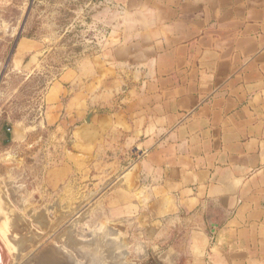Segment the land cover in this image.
Returning <instances> with one entry per match:
<instances>
[{
	"label": "crops",
	"instance_id": "0c3cea01",
	"mask_svg": "<svg viewBox=\"0 0 264 264\" xmlns=\"http://www.w3.org/2000/svg\"><path fill=\"white\" fill-rule=\"evenodd\" d=\"M95 20L47 92L66 139L48 188L91 186L139 260L264 264V0H109Z\"/></svg>",
	"mask_w": 264,
	"mask_h": 264
},
{
	"label": "rangeland",
	"instance_id": "374dc122",
	"mask_svg": "<svg viewBox=\"0 0 264 264\" xmlns=\"http://www.w3.org/2000/svg\"><path fill=\"white\" fill-rule=\"evenodd\" d=\"M108 3L0 0V186L4 188L0 191L5 195L0 193V204L8 213L18 214L9 216L6 211L5 221L0 212V223L6 227L2 226L5 232L1 231L0 236L11 239L19 252L16 259L28 248L40 250L53 244L72 264H157L143 246H138L136 252L147 255L146 259L136 257L123 225L115 222L109 212L101 211L91 186L88 192L78 183L53 190L46 181L48 170L57 168L53 166L62 160L66 143L60 135L53 136L54 128L45 125L48 89L66 64H74L84 52H93L99 46L109 29L99 25L95 17ZM20 39L40 42L42 49L20 58ZM40 51L44 54L38 64L23 70L28 58ZM8 124L21 132L20 139L10 140ZM3 256L6 258L0 249Z\"/></svg>",
	"mask_w": 264,
	"mask_h": 264
},
{
	"label": "water",
	"instance_id": "95a60500",
	"mask_svg": "<svg viewBox=\"0 0 264 264\" xmlns=\"http://www.w3.org/2000/svg\"><path fill=\"white\" fill-rule=\"evenodd\" d=\"M43 54L44 52L40 51L30 56L24 63L23 70L27 71L36 66ZM92 117L93 113H90L86 120L88 124L91 123ZM6 129L10 135L11 141H15L21 138V132L15 126L8 124ZM7 205L10 207L9 204ZM51 218L53 217L51 216ZM2 226V223H0V234L2 231ZM47 248H49V250ZM0 249L2 253L6 255V259L2 264H54L56 262H65L66 264H72V262H70L65 255L59 253L54 249L53 244H46L45 247L40 250H38V248H35L33 251H30V249L28 248L24 256H22L21 258L18 257L16 259V255H18L19 252H16L17 250H15L13 244L10 240H8L7 237L4 238V236H0ZM150 256L157 264H166L161 258L159 250H152L150 252Z\"/></svg>",
	"mask_w": 264,
	"mask_h": 264
},
{
	"label": "bare ground",
	"instance_id": "6f19581e",
	"mask_svg": "<svg viewBox=\"0 0 264 264\" xmlns=\"http://www.w3.org/2000/svg\"><path fill=\"white\" fill-rule=\"evenodd\" d=\"M0 185H1V182H0ZM1 186H2V185H1ZM1 186H0V188H2ZM3 189H4V188H2V190H3ZM0 190H1V189H0ZM3 191H4V190H3ZM3 191H0V192H2V194H3ZM3 195H4V194H3ZM4 196H5V195H4ZM2 198H3V197H2ZM2 198H1V196H0V199H2ZM6 198H7V197H6ZM4 199H5V198H4ZM6 200H8V199H6ZM3 202H4V200H3ZM1 204H2V202H1ZM1 204H0V212H1L2 216H5V217H3V220L5 219V221H6V217H7V215L9 214V216H10L11 214H13V213H15V212H13V213H11V214H10V212L8 213V209H6L5 207H3V205H1ZM6 204H7V203H6ZM5 206H6V205H5ZM7 207H9V206H7ZM9 208H10V207H9ZM5 209H6V210H5ZM11 210H13V207L11 208ZM6 211H7V215H6V213H5ZM15 214H16V213H15ZM13 215H14V214H13ZM17 215H18V214H16V216H17ZM2 216H0V218H1ZM11 216H12V215H11ZM14 216H15V215H14ZM20 217H22V216H20ZM36 217H37V216H36ZM39 217H40V216H39ZM8 218H9V217H8ZM10 219H11V221L13 220L12 218H10ZM14 219L17 220L16 218H14ZM22 219H24V218H22ZM41 219H42V218H41ZM1 220H2V219H0V221H1ZM7 220H8V219H7ZM15 220H14V221H15ZM37 220H38V219H37ZM14 221H13V222H14ZM22 221H23V220H22ZM40 221H41V220H40ZM9 222H10V220H9ZM24 222H25V221H24ZM36 222H37V221H36ZM43 222H44V221H43ZM4 223H5V222H4ZM7 223H8V221L6 222V224H7ZM17 223H19L18 221H16V225H19V224H17ZM21 223H22V222H21ZM38 223H39V222H38ZM41 223H42V222H41ZM6 224H5V226H6ZM2 225H3V227H4V224H2ZM11 225H12V223H11ZM16 225H15L14 227H17ZM9 226H10V224H9ZM9 226H8V227H9ZM24 226H25V224H24ZM24 226H23V227H24ZM26 226H27V225H26ZM26 226H25V227H26ZM12 227H13V226H12ZM19 227H21V226H19ZM48 227H49V226H48ZM4 228H5V230H6V227H4ZM17 228H18V227H17ZM26 228H27V227H26ZM9 229H10V227H9ZM18 229H19V228H18ZM18 229H17V230H18ZM20 229H21V228H20ZM22 229H23V228H22ZM24 229H25V228H24ZM2 230H4V229H2ZM7 230H8V229H7ZM12 230H14V229H12ZM12 230H11V231H12ZM25 231H27V230H25ZM2 232H5V231H2ZM7 232H8V231H7ZM9 232H10V231H9ZM46 232H47V231H46ZM14 233H16V230H15V232L10 233V234H14ZM24 234H25V233H24ZM1 235H2V234H1ZM3 235H4V233H3ZM7 236H9V235H7ZM9 237H10V236H9ZM13 237H15V235H14ZM13 237H12V239H13ZM41 237H42V236H41ZM10 238H11V237H10ZM16 238L18 239V237H16ZM23 239H24V238H23ZM10 240H11V239H10ZM13 240H14V239H13ZM31 240H33V239H31ZM33 241H34V240H33ZM13 242L15 243V242H16V239H15V241H13ZM18 242H19V241H18ZM31 242H32V241H31ZM28 243H29V242H28ZM28 243H27V244H28ZM15 244H16V243H15ZM21 244H22V243H21ZM21 244H20V245H21ZM24 244H25V243H24ZM34 244H37V242L34 243ZM16 246H17V244H16ZM26 246H27V245H26ZM28 246H29V245H28ZM7 247H8V246H7ZM14 247H15V246H14ZM21 247H22V245H21ZM30 247H31V245H30ZM25 248H26V247H25ZM33 249H34V248H33ZM33 249H32V250H33ZM21 250L23 251V249H21ZM18 251H19V250H18ZM22 251H21V252H22ZM24 251H25V250H24ZM26 251H27V250H26ZM64 251H65V250H64ZM1 252H2V251H1ZM2 254H3V253H2ZM63 254H64V253H63ZM20 255H21V253H20ZM67 255H68V254H67ZM22 256H23V255H22ZM22 256H21V257H22ZM19 258H20V257H19ZM5 259H6V258H5L4 256H3L2 258L0 257V264L4 263V260H5ZM53 262H54V261H53ZM54 264H64V262H63V263H61V262H56V263H54Z\"/></svg>",
	"mask_w": 264,
	"mask_h": 264
}]
</instances>
